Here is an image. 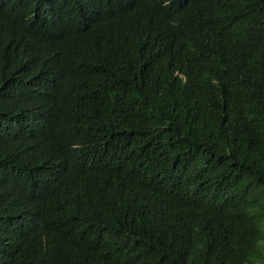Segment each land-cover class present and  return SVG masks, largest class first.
Segmentation results:
<instances>
[{"label": "trees", "instance_id": "16d2710c", "mask_svg": "<svg viewBox=\"0 0 264 264\" xmlns=\"http://www.w3.org/2000/svg\"><path fill=\"white\" fill-rule=\"evenodd\" d=\"M0 264H264V0H0Z\"/></svg>", "mask_w": 264, "mask_h": 264}]
</instances>
